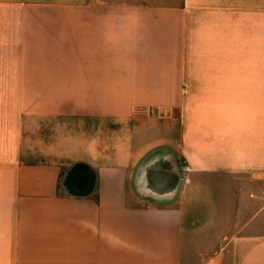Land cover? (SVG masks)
Segmentation results:
<instances>
[{
  "label": "crops",
  "instance_id": "0c3cea01",
  "mask_svg": "<svg viewBox=\"0 0 264 264\" xmlns=\"http://www.w3.org/2000/svg\"><path fill=\"white\" fill-rule=\"evenodd\" d=\"M243 54L248 124L183 107L194 83L241 96ZM207 65L237 77H190ZM259 102L264 0H0V264H264ZM173 110L169 143L122 163L81 156L83 120ZM76 163L90 188L82 170L65 184ZM184 172L225 178L186 191Z\"/></svg>",
  "mask_w": 264,
  "mask_h": 264
},
{
  "label": "rangeland",
  "instance_id": "374dc122",
  "mask_svg": "<svg viewBox=\"0 0 264 264\" xmlns=\"http://www.w3.org/2000/svg\"><path fill=\"white\" fill-rule=\"evenodd\" d=\"M248 58V55H242L243 70L241 78L243 85L241 96H238V93H235L237 91H234L239 88H234L233 86H201V84L194 83V87H183V107L187 110L198 112L200 116H206V120L209 123L212 121L209 115L218 113L220 117H223L221 119H224L226 128L237 126L240 118L243 125L248 124L250 111L248 80L250 72L248 69H245V66H248L246 64L248 63ZM189 75L194 80L202 78L219 79L224 82L226 80L228 82V80L232 81L233 78L237 77V70L234 72L229 67L222 68L217 66L216 69L212 65H207L202 71ZM258 77L260 78V74ZM258 110L259 123H264V103H258ZM176 115V112L173 110L171 118L167 119L162 117V112L149 111L147 113H138L135 117L124 122L83 120V148L81 156L89 158L93 163L109 161L122 163L123 161L131 160L137 156L138 147L157 143H169L170 140H173L178 132V120L174 118ZM221 119L217 120L220 125L223 122ZM50 123H53V121H48V125ZM71 131L73 132L72 129ZM69 132L70 129L67 128V137ZM23 138L24 140L35 139V136L30 135L25 128ZM138 144H141V146H138ZM27 146L28 144H23V147H25L23 155L31 157L32 151ZM183 175L182 180L183 184H186V191L215 190V188L211 187L220 184L218 180L221 179L218 178H225V176H219L220 174L217 173L191 175L188 179L185 178V172ZM259 185H261L260 178ZM226 201L228 202V200ZM194 205L200 207L201 199H197ZM210 248L211 246H197L195 249L202 251L203 249L207 250Z\"/></svg>",
  "mask_w": 264,
  "mask_h": 264
},
{
  "label": "water",
  "instance_id": "95a60500",
  "mask_svg": "<svg viewBox=\"0 0 264 264\" xmlns=\"http://www.w3.org/2000/svg\"><path fill=\"white\" fill-rule=\"evenodd\" d=\"M80 170H82V172L84 173L83 175L86 176V180L90 188L93 180V171L83 163H76L71 166V168L67 171L65 175V184L68 186H72L74 184L75 176H77Z\"/></svg>",
  "mask_w": 264,
  "mask_h": 264
}]
</instances>
